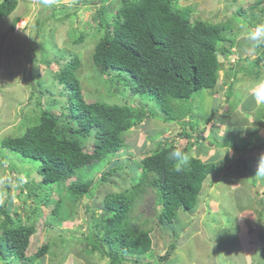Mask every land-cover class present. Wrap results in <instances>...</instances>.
<instances>
[{
	"label": "rangeland",
	"instance_id": "1",
	"mask_svg": "<svg viewBox=\"0 0 264 264\" xmlns=\"http://www.w3.org/2000/svg\"><path fill=\"white\" fill-rule=\"evenodd\" d=\"M83 1L18 0V6L11 14L0 17V207L7 205L12 218L19 215L24 223L30 221L36 226L26 249L27 254L32 256L28 264H108V258L100 252L89 253L86 250L85 238L93 227L94 218L102 212L101 204L106 193L122 189L127 175L122 173L121 176L102 179L101 174L112 165L111 160L103 161L90 171L94 177L93 194L88 193L73 201L64 194L63 185L58 212L50 217L54 204L39 202L38 212L34 214L31 212L34 202L31 197H26V185L40 181L39 161L3 147L1 140L20 136L28 126L38 123L42 108H51L59 118L68 113L67 107L63 106L66 89L52 81L53 72L72 54L80 59L81 66L76 69L75 75L87 102L99 100L122 104L128 100L138 106L145 103L128 95L127 90L120 86L114 90L110 86L111 78L95 70L91 55L102 33L95 22L98 6L95 3L99 1L92 0L89 4ZM175 1L180 7L190 5L191 20L220 22L233 19L234 29L242 24L250 30L254 29L243 14L237 13L241 10L242 13H255V19L264 23V11L259 10L264 8V0ZM54 3L66 8H79L68 17H51L41 27L35 26L39 11L45 10L46 13ZM29 11L33 15L29 16ZM58 12L56 9L55 13ZM15 17L19 19L13 24ZM80 34L83 40L78 42ZM243 35L246 34L240 35L229 46L230 58L238 52V43ZM250 51L242 54V58L246 55L249 58H238L237 66L248 68L239 70L236 81L230 85L231 96L225 93V84H230L227 76L230 58L219 56L218 82L225 81V84L217 83L214 90L195 92L189 101L184 102L191 107L193 115L191 118L187 114L185 121L193 119L199 124V130L205 127L203 132H199V137L202 136L200 140L193 136L190 139L193 144L188 146V153L202 161L212 160L217 164L205 178L195 205L189 210L179 209L177 219L172 223H161L158 220L159 197L155 188H148L142 199L136 202L132 216L136 227L150 230L151 248L142 254L122 253L124 260L120 264H190L191 260L197 264H247L241 245V241L247 245L246 240L251 242L257 263L264 264V103L258 104L249 91L257 82L264 81V61L258 65L260 69L250 63L257 56L255 51ZM252 70L260 71L257 77ZM39 82L47 88L43 98H39L42 94ZM51 97L54 101H50ZM148 105L155 107L157 116L144 115L124 133V146L112 158L113 161L121 164L126 160L128 164H133L154 149L158 141L173 142L180 148L186 146L187 139L180 134L184 129L181 123L164 121V113L154 103L149 102ZM239 108L248 112L239 111ZM245 115L256 119L261 129L253 131L251 126H247ZM238 116L241 120L236 122L234 119ZM224 121L229 122L227 126ZM186 130L195 134L188 124ZM247 145L250 151L253 150L251 155L248 152L244 154ZM235 146L243 148L242 152L238 153ZM10 162L20 169L19 173L9 168ZM136 174H139L138 171ZM70 180H74V176ZM52 193L56 197L57 192ZM243 218L245 222L249 221L244 228L245 233L242 232L246 238L242 234L237 235ZM203 242L205 244L201 245ZM45 243L49 245L48 252L35 257L37 249ZM164 245L167 246L165 252H169L167 257L160 259L158 256L162 254L160 251ZM0 264L23 263L0 260Z\"/></svg>",
	"mask_w": 264,
	"mask_h": 264
},
{
	"label": "trees",
	"instance_id": "2",
	"mask_svg": "<svg viewBox=\"0 0 264 264\" xmlns=\"http://www.w3.org/2000/svg\"><path fill=\"white\" fill-rule=\"evenodd\" d=\"M98 1L95 3H98L95 22L102 33L91 55L93 66L98 73L111 78L110 86L114 90L120 86L128 95L145 103L138 106L128 100L122 104L99 100L87 102L75 75L81 66L80 59L72 54L53 72L52 81L66 89L63 106L67 107L68 113L59 118L51 108H42L38 123L28 126L20 136L3 138L1 145L39 161L40 181L26 185V197L33 199L34 210L31 212L34 214L38 212L39 202H45L54 204L50 217L54 216L61 205L63 185L64 194L73 201L88 193L93 194L94 177L90 171L103 161L111 160L112 165L101 174L102 179L121 176L122 173L127 175L122 189L106 193L101 204L102 212L94 218L93 227L85 238L89 253L98 251L108 258V264H120L124 260L122 253L142 254L151 248L150 230L136 227L132 216L136 202L142 199L147 189L155 188L159 197V222L172 223L177 219L179 209L189 210L195 205L205 178L216 165L212 160L202 161L192 156L190 167L176 172L168 154L179 146L168 141H158L154 149L133 164L126 160L120 164L112 158L124 146V133L144 115L157 116L155 107L148 105L152 102L164 113V121L181 123L184 129L180 134L187 139L186 146L181 149L188 152V146L193 144V140L190 141L192 136L199 139V132L205 127L199 130V124L193 119L185 121L187 114L191 118L193 115L191 107L184 102L202 89L214 90L218 83L219 56L228 55L229 46L240 35L247 34L250 28L242 24L234 29L233 19L220 22L191 20L190 5L180 7L175 0ZM89 2L92 0L83 1L84 4ZM17 6L18 0H1L0 17L11 14ZM78 8L54 3L46 13L45 10L39 11L35 26L41 27L51 17H68ZM56 9L58 13H55ZM259 10L263 12L264 8ZM237 13L243 14L254 28L261 24L253 12L237 10ZM18 19L15 17L13 24ZM82 40L80 34L77 41ZM238 44V57L247 59L248 56L242 58V54L250 53L252 49L244 43V37ZM253 51L257 56L250 63L260 69L258 65L264 61V48ZM238 68L248 67L241 65ZM259 72L253 71L256 77ZM227 75L234 79L225 89L226 95L231 96L230 85L236 81L237 74ZM39 83L40 98L47 88L41 86L44 83ZM50 101L54 98L51 97ZM187 124L194 135L186 130ZM235 149L238 153L243 150L236 146ZM9 168L17 173L20 171L14 162H10ZM73 176L74 180H70ZM53 191L57 192L56 197L52 195ZM35 230L33 223H24L19 215L12 218L7 205L0 207V260L28 264L32 256L26 249ZM48 249L49 245L45 243L34 256H44ZM168 252L160 259L167 257Z\"/></svg>",
	"mask_w": 264,
	"mask_h": 264
},
{
	"label": "clouds",
	"instance_id": "3",
	"mask_svg": "<svg viewBox=\"0 0 264 264\" xmlns=\"http://www.w3.org/2000/svg\"><path fill=\"white\" fill-rule=\"evenodd\" d=\"M45 2H47V0H45ZM31 14L33 15V12L29 11V16ZM244 40L246 42V45L250 47V49L252 50L264 48V23L258 24L254 29L247 31V34L244 36ZM228 55H225V56L220 55V56H223L225 58L227 57L230 58L231 56H228ZM236 55H234L233 58H230L227 62V64L230 66L229 74H239L240 72L238 68L239 66H237V62L240 61V59H238L239 58L238 53H236ZM260 64H262V62ZM232 80L234 79L229 77V82H231ZM218 81H219V78H218ZM223 82H220V83L218 82V83L221 85ZM225 85L227 88L228 84H225ZM249 91L252 97L255 99V101L258 104L264 103V81L257 82L254 87L249 89ZM226 132L227 131H225V133ZM168 159L173 162V170L176 172H181V171H184L186 168L190 167L191 160H192V154L183 151L179 147H175L169 152ZM260 171L261 170L259 169L258 172Z\"/></svg>",
	"mask_w": 264,
	"mask_h": 264
},
{
	"label": "crops",
	"instance_id": "4",
	"mask_svg": "<svg viewBox=\"0 0 264 264\" xmlns=\"http://www.w3.org/2000/svg\"><path fill=\"white\" fill-rule=\"evenodd\" d=\"M232 78V77H231ZM240 110L239 111H244V109L243 108H239ZM246 111V110H245ZM244 111V112H245ZM246 112H248V111H246ZM241 116V115H240ZM240 116H238V117H236L234 120L237 122L238 120H241V117ZM246 116V115H245ZM246 118L248 119L247 121H246V123H248V125L247 126H251L252 127V129H253V131H255L257 128H259V129H261V127H260V125L258 124V122H257V120L256 119H254V118H252L251 116H249V117H247L246 116ZM228 123L229 122H225L224 121V125L225 126H227L228 125ZM264 130V129H263ZM202 137H200L198 140H200ZM251 149H248V150H246L245 152H244V154H246L247 152L251 155L252 153H253V150L252 151H250ZM215 166H217V164L215 165ZM216 168H218V167H216ZM215 169V168H214ZM211 173H209L208 174V176L210 175ZM207 176V177H208ZM206 177V178H207ZM204 185V184H203ZM248 192H246L245 194H247ZM240 209H241V207H240ZM244 209V208H243ZM245 210V209H244ZM247 222L249 223V221H248V219H247ZM247 222H245V220H244V218H243V220L241 219V224H240V226L238 227V229H237V231H238V236H241V234H242V232H244L245 233V230H244V228H247V226H246V223ZM261 225H262V223H261ZM249 231L250 232H252L251 231V229H249ZM242 236H244V238H246L245 236V234H242ZM243 238V240H245ZM241 240V239H240ZM247 242H245L247 245H244L243 243H242V241H241V245H243V247H244V254H245V256H246V258H247V264H258L257 262L258 261H256L257 259L254 257V250L252 249V247H251V242H248V240H246ZM205 243L203 242V244H201V245H204ZM167 246L166 245H164L163 246V248L161 249V251H160V253H162V254H164L165 253V250H164V248H166ZM168 250V249H167ZM162 254H159V256H158V258H160V256L162 255ZM198 263V262H197ZM196 263V261L195 260H191L190 261V264H197Z\"/></svg>",
	"mask_w": 264,
	"mask_h": 264
}]
</instances>
